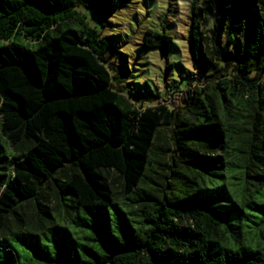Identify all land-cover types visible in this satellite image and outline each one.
<instances>
[{
	"label": "trees",
	"instance_id": "1",
	"mask_svg": "<svg viewBox=\"0 0 264 264\" xmlns=\"http://www.w3.org/2000/svg\"><path fill=\"white\" fill-rule=\"evenodd\" d=\"M126 1L0 0V264H264V0H191L152 105L100 31Z\"/></svg>",
	"mask_w": 264,
	"mask_h": 264
},
{
	"label": "rangeland",
	"instance_id": "2",
	"mask_svg": "<svg viewBox=\"0 0 264 264\" xmlns=\"http://www.w3.org/2000/svg\"><path fill=\"white\" fill-rule=\"evenodd\" d=\"M190 2L127 0L119 10L104 19L106 26L100 31L110 38L112 47L118 52L117 62H114L115 57H111L110 62H114L113 68L118 70L120 85L131 88L135 99L141 103L155 104L158 97L165 98L174 88L185 87L195 76L188 44ZM81 11L89 17L90 26H99L91 21L90 11ZM146 30L171 37L166 53L160 48L142 45ZM113 176L111 182L120 193V180Z\"/></svg>",
	"mask_w": 264,
	"mask_h": 264
}]
</instances>
